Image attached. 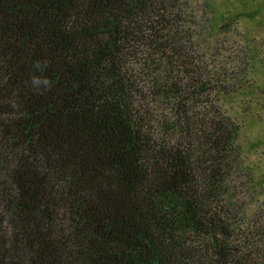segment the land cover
<instances>
[{
  "label": "trees",
  "instance_id": "1",
  "mask_svg": "<svg viewBox=\"0 0 264 264\" xmlns=\"http://www.w3.org/2000/svg\"><path fill=\"white\" fill-rule=\"evenodd\" d=\"M197 1L0 0V264H264V50L218 66Z\"/></svg>",
  "mask_w": 264,
  "mask_h": 264
},
{
  "label": "rangeland",
  "instance_id": "2",
  "mask_svg": "<svg viewBox=\"0 0 264 264\" xmlns=\"http://www.w3.org/2000/svg\"><path fill=\"white\" fill-rule=\"evenodd\" d=\"M205 1L206 3L208 1L210 9L214 13H206L205 15H203V12L205 11L204 0H198L196 2L197 9L195 10L197 15L201 17L202 24L200 23V26L197 25L196 30H201L204 38L210 43H212L207 45H209L212 49L214 48L213 51H217V53H220V60L216 58L218 66H222L225 63H229L231 60H233V62H237V64H240L244 48L246 49L247 44H252V41H255L256 43L260 44L262 46V49L264 50V0ZM236 14H240L241 17L240 20L236 22L237 27L234 28L236 33H233L232 31L228 33L227 31H225V28H222L224 23L230 22V20H225V17L234 18ZM206 18L207 20L214 19V22L218 27L212 25L211 23H207ZM243 34H245V40H243ZM196 40H199L198 43L201 45L199 46V48H197V46L195 45V51L197 53H200L204 50L206 44H202V38L196 37ZM253 47H255V45H253ZM216 48L217 50H215ZM248 48L251 49L249 46ZM251 51L253 52L252 49ZM256 82L264 84V79H262V77H257ZM244 96L247 99L249 98V96L247 95ZM242 98L243 97L238 96L230 99H225L222 102L223 108L228 112L230 116H232V113L234 114L235 111H238V113L247 111L245 107H242V109H236L237 106H242ZM262 99L264 101V98ZM232 108L235 109L232 110ZM237 117L240 118L239 115ZM242 122L244 130L240 134L238 143L243 147L244 150L242 158L245 159L246 163L250 164V161L255 160L256 157H261L260 153H264V117L262 118V121H257L254 118L253 114H250L249 117H244L242 119ZM250 140L251 143H258V154H254L256 152H254L253 149L249 150L251 146ZM256 174H264V158L263 161L259 163V168L256 170ZM261 178L262 176H258V179ZM247 200L248 198H246V201Z\"/></svg>",
  "mask_w": 264,
  "mask_h": 264
},
{
  "label": "clouds",
  "instance_id": "3",
  "mask_svg": "<svg viewBox=\"0 0 264 264\" xmlns=\"http://www.w3.org/2000/svg\"><path fill=\"white\" fill-rule=\"evenodd\" d=\"M47 66V60H37L33 64V69L39 74H30L29 83L32 90L37 94H44L45 92L51 90L54 85V81L43 74Z\"/></svg>",
  "mask_w": 264,
  "mask_h": 264
}]
</instances>
